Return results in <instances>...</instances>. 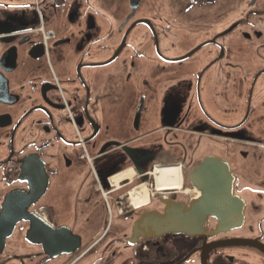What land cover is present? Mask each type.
Instances as JSON below:
<instances>
[{"label": "flooded vegetation", "instance_id": "af4514ba", "mask_svg": "<svg viewBox=\"0 0 264 264\" xmlns=\"http://www.w3.org/2000/svg\"><path fill=\"white\" fill-rule=\"evenodd\" d=\"M209 160L242 221L134 236L201 199ZM31 186L40 234L81 250L21 222L0 264H264V0H0V214Z\"/></svg>", "mask_w": 264, "mask_h": 264}, {"label": "water", "instance_id": "95a60500", "mask_svg": "<svg viewBox=\"0 0 264 264\" xmlns=\"http://www.w3.org/2000/svg\"><path fill=\"white\" fill-rule=\"evenodd\" d=\"M229 170H218L212 163V160L201 164L200 168L190 176L192 184L200 190L201 199L192 203L190 207L184 204H170L165 209V213L151 212L140 219L135 225L134 236L138 237H160L164 235H187L189 237L202 236L204 226L208 218H214L218 214V219L222 225L233 227V224L238 223V219L242 221L243 215L227 216L233 210L231 205L235 203L236 198H233L234 187L233 180L228 176ZM196 177L203 178L206 185L199 187L196 182ZM47 187L44 186L38 193L31 186L30 192L14 193L10 195L8 204L3 208L4 211L0 214V255L3 254V248L6 246L7 239L12 238L15 233L16 226L21 222L30 223L29 232L26 235V241L32 245H44L45 251L50 256L58 249L61 254L68 249V244H65L62 232L54 234L52 229L48 228V236L45 233L40 234L38 223L42 220L37 219L33 214L28 213L31 206L36 205L38 201L44 197ZM23 196V197H21ZM221 214V215H219ZM228 223V224H227ZM47 226V225H45ZM48 227V226H47ZM43 234V240L41 239ZM60 234V235H59ZM59 236V239L57 237ZM78 245L73 244L68 249V254H74L80 251V241ZM261 252L264 254V246L261 247Z\"/></svg>", "mask_w": 264, "mask_h": 264}, {"label": "bare ground", "instance_id": "6f19581e", "mask_svg": "<svg viewBox=\"0 0 264 264\" xmlns=\"http://www.w3.org/2000/svg\"><path fill=\"white\" fill-rule=\"evenodd\" d=\"M170 173H171V171H167V172L159 171L158 172V174H157L158 180H160V183H161V185H159V191H163V192L180 191L181 183H180V179L178 178L179 172L178 171L175 172L177 174L175 181H169L170 180L169 179ZM122 179H123V177L117 178L116 182H118L119 180H122ZM136 197L138 198L137 200H141L144 197V194L139 191Z\"/></svg>", "mask_w": 264, "mask_h": 264}]
</instances>
